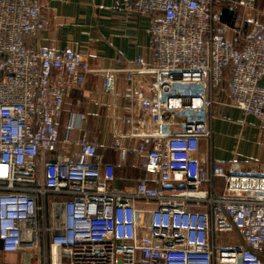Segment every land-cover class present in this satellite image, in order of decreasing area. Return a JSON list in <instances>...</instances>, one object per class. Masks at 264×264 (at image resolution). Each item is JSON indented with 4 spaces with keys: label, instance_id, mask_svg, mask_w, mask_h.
<instances>
[{
    "label": "built area",
    "instance_id": "1",
    "mask_svg": "<svg viewBox=\"0 0 264 264\" xmlns=\"http://www.w3.org/2000/svg\"><path fill=\"white\" fill-rule=\"evenodd\" d=\"M221 1L126 0L150 15V59L101 69L102 90L115 93L119 70L154 84L133 88L128 130L109 145L121 163L139 158L137 180L117 187L116 164L85 133L62 149L86 120L69 110L59 123L87 58L29 47L47 24L39 0H0V264H264V174L199 156L216 103L264 126V31L221 22Z\"/></svg>",
    "mask_w": 264,
    "mask_h": 264
},
{
    "label": "crops",
    "instance_id": "2",
    "mask_svg": "<svg viewBox=\"0 0 264 264\" xmlns=\"http://www.w3.org/2000/svg\"><path fill=\"white\" fill-rule=\"evenodd\" d=\"M239 0H223L216 5L221 22L222 10L227 6L234 13V22L241 23L243 33L253 24L264 31V0H256L257 12L246 9ZM46 18V26L37 33L25 36L29 47L47 46L55 50L75 49L85 55L91 70L83 85L70 90L64 98V112L59 119L64 123L69 110H79L86 115L80 129L72 134L73 142L64 151L76 148L74 141L83 133L98 144V152L104 160L116 165L117 187L132 185L141 174L139 158L128 154L119 162L116 152L109 147L111 141L122 135L128 127L122 116L129 112L127 104L133 88L149 89L154 84L152 73H134L133 79L122 70L116 73L115 93L102 90L101 69L133 63L137 57L148 62L152 39L148 30L150 15L126 9V0H39ZM228 23V22H226ZM219 98L226 100L223 86ZM116 98L117 104H114ZM134 99V98H132ZM134 101V100H132ZM136 101L133 102V105ZM212 137L201 140L199 156L203 160H214L228 164L237 163L245 173L264 174V126L251 114L234 106L216 103L212 109ZM123 141H128L124 138ZM135 143V139H130ZM221 190V187L217 189ZM264 259V253H263Z\"/></svg>",
    "mask_w": 264,
    "mask_h": 264
},
{
    "label": "trees",
    "instance_id": "3",
    "mask_svg": "<svg viewBox=\"0 0 264 264\" xmlns=\"http://www.w3.org/2000/svg\"><path fill=\"white\" fill-rule=\"evenodd\" d=\"M221 20L222 21H226L229 24H234L236 22H234V13L232 12V9H228L227 6L223 8L222 10V15H220ZM235 43L236 45H240L241 44V40L239 38L235 39Z\"/></svg>",
    "mask_w": 264,
    "mask_h": 264
},
{
    "label": "rangeland",
    "instance_id": "4",
    "mask_svg": "<svg viewBox=\"0 0 264 264\" xmlns=\"http://www.w3.org/2000/svg\"><path fill=\"white\" fill-rule=\"evenodd\" d=\"M64 147H65V149H66V147L68 146V145H63ZM222 240H224V242L225 243H228V244H234L236 241H235V239H233V238H230V237H228L227 235L226 236H224L223 238H222ZM5 256H9V255H5ZM4 256V257H5ZM3 262V261H2Z\"/></svg>",
    "mask_w": 264,
    "mask_h": 264
},
{
    "label": "water",
    "instance_id": "5",
    "mask_svg": "<svg viewBox=\"0 0 264 264\" xmlns=\"http://www.w3.org/2000/svg\"><path fill=\"white\" fill-rule=\"evenodd\" d=\"M0 246H1V244H0Z\"/></svg>",
    "mask_w": 264,
    "mask_h": 264
}]
</instances>
